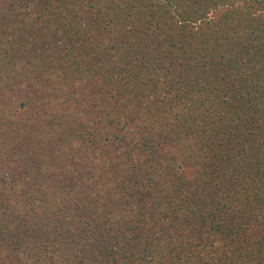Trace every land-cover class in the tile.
Here are the masks:
<instances>
[{
    "label": "trees",
    "instance_id": "1",
    "mask_svg": "<svg viewBox=\"0 0 264 264\" xmlns=\"http://www.w3.org/2000/svg\"><path fill=\"white\" fill-rule=\"evenodd\" d=\"M0 264H264V0H0Z\"/></svg>",
    "mask_w": 264,
    "mask_h": 264
}]
</instances>
